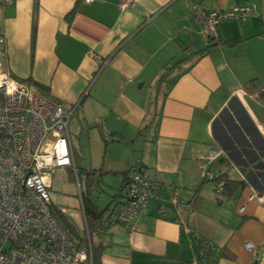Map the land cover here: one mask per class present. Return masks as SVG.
I'll list each match as a JSON object with an SVG mask.
<instances>
[{
	"label": "crops",
	"instance_id": "obj_1",
	"mask_svg": "<svg viewBox=\"0 0 264 264\" xmlns=\"http://www.w3.org/2000/svg\"><path fill=\"white\" fill-rule=\"evenodd\" d=\"M119 1L0 2L3 68L74 109L68 131L78 171L96 170L98 184L113 185L104 206L95 202L105 212L87 252L91 243L100 251L95 264H264L245 248L250 241L264 254V203L248 200L250 186L264 188V0H200L209 10H255L223 20L210 44L193 0ZM86 127L112 143L118 161L78 167L72 137ZM217 146L246 178L227 159L212 161L209 171L226 180L220 192L198 159ZM138 163L155 195L129 232L127 222L109 221ZM83 219L87 233L84 210Z\"/></svg>",
	"mask_w": 264,
	"mask_h": 264
},
{
	"label": "built area",
	"instance_id": "obj_2",
	"mask_svg": "<svg viewBox=\"0 0 264 264\" xmlns=\"http://www.w3.org/2000/svg\"><path fill=\"white\" fill-rule=\"evenodd\" d=\"M130 1L120 0L119 6L123 8ZM192 14L202 25L208 42L209 37L218 36L217 28L223 20H245L254 15L255 10L252 4L209 10L200 0H193ZM4 43L5 38L0 34V55ZM90 55L103 66L101 57ZM72 111H66L61 103L33 85L12 77L0 59V264H81L90 255L85 248L76 247L51 215L47 191L51 176L57 170L65 175L68 168L75 174L82 205L69 141L68 123ZM219 158L227 159L241 180L246 181L226 151L217 146L207 154L198 155L201 175L204 180L215 182L216 192L223 189L226 180L215 179L208 165ZM250 188L248 200L264 203V188L260 192ZM154 195L148 171L138 163L126 178L124 203L109 224L127 222L129 232L138 230L139 219ZM243 209L244 206L239 208ZM245 248L264 257L259 247L250 241L245 243Z\"/></svg>",
	"mask_w": 264,
	"mask_h": 264
},
{
	"label": "rangeland",
	"instance_id": "obj_3",
	"mask_svg": "<svg viewBox=\"0 0 264 264\" xmlns=\"http://www.w3.org/2000/svg\"><path fill=\"white\" fill-rule=\"evenodd\" d=\"M154 94L155 91H153V95ZM153 128L154 124L152 125L151 130H153ZM72 139L74 141V146L77 149L76 151L81 155L78 164L79 168H98L97 166H100V162H115L117 159L115 158V160H111L109 154L110 148L113 147L112 143H107L106 145L104 139L101 138L97 131H94L89 127H86L81 135L80 133H76ZM105 146L106 148H104ZM137 154H140V152ZM118 160L119 159H117V161ZM66 172L67 173L64 175L62 171L57 170L50 178V184L47 191L53 206L61 212L69 215V223L74 225V230L78 235L83 236L86 234V230L75 174L68 168L66 169ZM77 178L79 180L81 192L86 193L87 190H89L95 202L100 206H104L109 187L113 185H100L97 184L94 179H92L94 185H85L86 172L82 169H79ZM73 240L76 243L77 238L75 237Z\"/></svg>",
	"mask_w": 264,
	"mask_h": 264
},
{
	"label": "trees",
	"instance_id": "obj_4",
	"mask_svg": "<svg viewBox=\"0 0 264 264\" xmlns=\"http://www.w3.org/2000/svg\"><path fill=\"white\" fill-rule=\"evenodd\" d=\"M71 14L72 11H70L66 17L69 20L71 18ZM218 37V36H217ZM216 37V38H217ZM210 39H208V43H212V41L214 40V38L209 37ZM252 82V81H251ZM36 86L38 87V89L40 91H42L44 93V88L41 85L36 84ZM226 151V150H225ZM227 152V151H226ZM96 170H89L86 171V182L85 185H94V183L92 182V179H94L97 184L100 182V177H95L96 175ZM77 174H78V169H77ZM81 198H82V207L84 210V215H85V219H86V224H87V230H88V236L87 233L84 234L83 236H80L77 234V232H75V228L74 225H71L69 222L70 216L67 215L66 213L61 212L60 210H58L57 208H55L51 202L50 204V212L51 215L54 217V219L56 220V222L59 224V226L65 231V233L68 235V237L73 240L75 237L77 238V241L75 243L77 248H87L88 247V243L90 238L92 237L93 231H97L99 229H101L102 227V215L105 212L103 209H98L95 203V200L92 197V194L90 193L89 190H87L86 193L81 192ZM89 238V240H88ZM91 242V240H90ZM83 244H85V246L83 247ZM90 251L88 252L90 255L88 256L87 260L90 261L91 264H95L96 261L99 259V250L95 248V246L90 245Z\"/></svg>",
	"mask_w": 264,
	"mask_h": 264
}]
</instances>
